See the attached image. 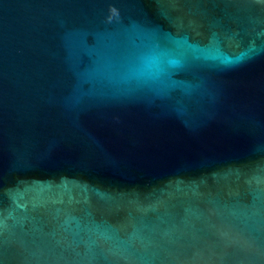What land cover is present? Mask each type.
Wrapping results in <instances>:
<instances>
[{
	"label": "water",
	"instance_id": "95a60500",
	"mask_svg": "<svg viewBox=\"0 0 264 264\" xmlns=\"http://www.w3.org/2000/svg\"><path fill=\"white\" fill-rule=\"evenodd\" d=\"M0 264H264V0H0Z\"/></svg>",
	"mask_w": 264,
	"mask_h": 264
}]
</instances>
